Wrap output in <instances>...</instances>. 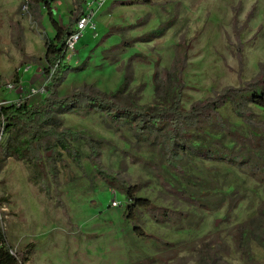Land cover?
Returning a JSON list of instances; mask_svg holds the SVG:
<instances>
[{
	"label": "rangeland",
	"instance_id": "1",
	"mask_svg": "<svg viewBox=\"0 0 264 264\" xmlns=\"http://www.w3.org/2000/svg\"><path fill=\"white\" fill-rule=\"evenodd\" d=\"M46 1L52 2L56 20L67 25L77 19L75 0ZM150 1L106 2L96 15V30H86L77 53L66 59L73 70L58 88L59 98L78 91L110 96L126 84L129 102L156 106L162 102L153 76L165 77L183 47L189 48L181 90L186 112L264 77V0ZM26 2L0 0V106L19 103L18 84L47 87L49 82L45 39L56 34L47 11L41 10L40 21L24 8ZM46 95L25 102L37 105ZM248 110L253 125L230 106L222 109L226 128L205 124L193 132L195 148L213 156L187 152L176 167L128 126L94 109L66 112L60 129L96 142L99 169L84 140L70 143L81 167L60 148L48 156L39 150L41 169L14 158L2 165L4 136L0 201L7 202L0 203V214L7 241L20 254L33 245L29 264H199L194 246L218 237L226 244L218 264H247L233 231L255 218L264 203V110L253 105ZM118 187L134 188L136 199L149 200L159 210L155 216L138 214L136 225L149 239L135 234ZM251 249L255 263L264 264V249L256 242Z\"/></svg>",
	"mask_w": 264,
	"mask_h": 264
},
{
	"label": "trees",
	"instance_id": "2",
	"mask_svg": "<svg viewBox=\"0 0 264 264\" xmlns=\"http://www.w3.org/2000/svg\"><path fill=\"white\" fill-rule=\"evenodd\" d=\"M29 9L41 20V10L47 11L52 27L55 31L53 39L46 37V56L44 59L45 74L48 77L47 95L43 102L37 105L23 103L18 106H0V140L7 136L4 153H1V162L6 163L14 158L18 161L33 163L41 169L39 150L43 148L48 156L60 148L68 154L72 160L81 167L80 155L73 150L71 142L84 140L91 148L93 162L98 168L96 142L70 129H60L61 115L70 111L73 113H84V109L103 112L116 125L128 126L135 137L149 147L158 150L171 167H176L182 161V156L189 153L199 152L211 158L213 154L203 149L195 148L192 138L193 132L200 130L202 125L226 128L227 123L222 118L220 111L227 106L232 112L247 124L253 125L249 105L264 110V77L256 82L245 85L243 88L227 89L215 98L195 104L189 112L182 109L181 90L183 87L182 75L186 70L189 48L183 47L178 50V58L172 70L160 78L158 72L153 76L156 97L162 102L156 106L144 108L125 97L126 84L115 94L103 96L101 94H90L78 91L71 96L59 98L58 88L65 81L67 74L73 68L66 61V46L69 37L75 32V22L82 14L84 0H75L79 11L76 20H70L67 25L54 17L52 2L46 0H26ZM133 5L151 4L150 0H130ZM36 64L43 63L40 59L34 60ZM80 114V113H78ZM86 115V114H80ZM224 120V121H223ZM52 140L55 143L49 144ZM2 151L0 147V152ZM62 156L61 153L58 154ZM50 161V158L47 157ZM238 161V158H235ZM99 169V168H98ZM103 175L107 176L106 173ZM113 184L109 178H106ZM113 186H116L113 184ZM125 195L127 202V217L134 223V232L143 240L149 239L139 226L138 214L141 211L153 213L157 210L153 204L146 199H136L134 188L118 187ZM116 189V188H115ZM7 199L3 198V203ZM2 203V200L0 201ZM2 203V204H3ZM1 204V205H2ZM2 207V206H1ZM164 220H170L168 213H161ZM0 214V264H29L34 252L33 245L26 250L14 253L13 247L7 241L2 224L5 222ZM233 239L239 253L245 257L247 264L255 263L252 255L251 244L258 243L264 249V203L259 208L255 218L237 225L233 231ZM199 264H218L219 254L224 252L226 244L218 237L215 239H203L196 247ZM156 260V259H155Z\"/></svg>",
	"mask_w": 264,
	"mask_h": 264
},
{
	"label": "built area",
	"instance_id": "3",
	"mask_svg": "<svg viewBox=\"0 0 264 264\" xmlns=\"http://www.w3.org/2000/svg\"><path fill=\"white\" fill-rule=\"evenodd\" d=\"M108 0H84L82 5V14L75 22V32L69 37L66 46V59H70L74 54L77 53V46L80 43L81 39L84 37L86 30L91 29L93 31L96 30L95 18L99 10L106 4ZM26 10L29 9V5L26 2L24 6ZM26 71L29 70L25 69ZM22 84V82H21ZM20 87L23 95L19 99L18 106L25 103L26 100L35 96H43L47 93L46 86L42 87H25L18 84L16 85ZM14 85H8V88L13 90L17 87ZM114 206H118V203H115Z\"/></svg>",
	"mask_w": 264,
	"mask_h": 264
}]
</instances>
